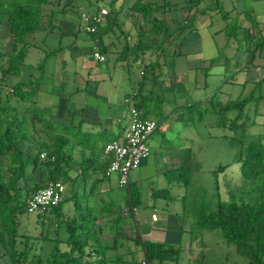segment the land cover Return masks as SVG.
Instances as JSON below:
<instances>
[{
  "label": "trees",
  "instance_id": "1",
  "mask_svg": "<svg viewBox=\"0 0 264 264\" xmlns=\"http://www.w3.org/2000/svg\"><path fill=\"white\" fill-rule=\"evenodd\" d=\"M49 2L0 0V27L7 30L12 46L9 54L0 52V61H4L0 62L2 81L8 73L15 76L20 74V65L30 45L27 36L42 29L44 6ZM182 2L111 0L103 25L92 34L108 33L113 31L115 25L120 26L116 24L117 17L124 11L125 16L133 17L132 26L136 28L137 43L125 44L119 59L124 60L132 54L137 56L140 52L145 72L147 68L153 72L176 51L184 30L195 27L191 14L179 18ZM105 50L104 47L102 51ZM146 52L149 53L145 57ZM3 85L0 82V264L119 262L118 254L114 261L108 250L118 247L119 240L112 231L119 227L123 219L122 208L116 206L111 198L107 201L110 194H102L96 184L90 188L86 184L93 178L92 173H103L106 161L99 160V157L104 155L105 144L118 136H110L105 131L87 132L81 128L75 129L73 125L57 128L45 118L50 115L46 108L32 105L24 88L29 83L15 82L8 86L6 96L3 94ZM13 97L28 104L25 108L18 107L13 103ZM245 103L246 100L229 103L226 108L239 111L232 123L234 129L241 130L239 137L235 138V144L237 161L241 164L247 185L237 190L232 188L229 181L221 185L217 179V187L225 189L231 200H218L213 207L210 205L199 209L197 224L200 228L220 231L224 239L233 243L237 253L246 257L250 264H264V143L260 139L250 142L244 140L243 131L247 124L239 123L238 119L243 116L242 107ZM75 149L80 151L79 178L69 177L75 163L72 154ZM43 152L45 156L42 157ZM218 170L225 172L226 166H220ZM51 180L63 182L65 192L56 206L36 211L44 227L42 235L19 234L18 220L29 212L28 199ZM97 196L104 197L93 204L87 202V198ZM131 201L132 196L126 194L125 205H130ZM68 202L74 207L72 213L62 211L63 204ZM105 236L112 239L110 245ZM39 241L42 242L40 247L45 250V256L38 255L34 262ZM142 244L149 261L156 260L157 264H164L167 260L177 261L179 258V248L158 246L153 241H144Z\"/></svg>",
  "mask_w": 264,
  "mask_h": 264
},
{
  "label": "rangeland",
  "instance_id": "2",
  "mask_svg": "<svg viewBox=\"0 0 264 264\" xmlns=\"http://www.w3.org/2000/svg\"><path fill=\"white\" fill-rule=\"evenodd\" d=\"M50 1V9L46 10V12L50 14V24L48 25V23H46V28H44V24L42 29L30 33L27 36L30 45L28 46L27 54L20 65V75L15 76L8 73L2 81L0 69V82L4 84V87L2 88L4 96H6L8 86H12L17 81H23L29 84L33 82L34 86L27 87L31 103L34 107L40 109H50L51 116L47 118L48 120H56L57 122L65 120L68 118V115H72L71 110H74L78 105L86 106L87 104H97L100 107V112L101 110L106 111L104 108L105 103L102 102L100 96L97 95L96 97L92 94L94 86L97 84L93 77L94 72L87 75L88 69H82L81 63L84 62L85 64H88L85 61L86 58L92 62H96L93 60L92 55L94 44L98 45V47L109 44V49L108 51L106 50L108 53V62L102 63L100 66L103 69L108 68V72L115 82H125V80H128L130 86L132 83H135V81L140 78V70L143 66L140 63L129 61V66H124L123 68L116 61L115 53L121 51L127 43L129 45L137 43L136 28L132 26L133 17L125 16V12H121L117 17L118 22L116 23L120 26L115 25L113 31L106 33V35L95 33L93 34L94 38L91 39V35L79 31L81 13H94L96 12L98 5L106 6L111 0ZM181 15L180 12V14H178L179 18H181ZM65 22L70 24L69 28L66 27ZM42 23H44V19ZM219 24L220 26L223 25L221 20H219ZM212 27H215V25ZM233 31H236V27L230 26L229 32ZM201 33V36L204 39V50L207 51L209 48H212L210 47L212 42L207 35V31L201 30ZM223 35H219V38H217L218 36H215V38L219 39V46L222 47V54H225L228 53V46L227 42L221 41ZM11 47L7 30L5 27H0V52L7 55L10 53ZM148 53L149 52H146L145 56H148ZM139 55L140 52L137 53V56ZM134 56L135 54L131 55L132 58H134ZM0 62L3 63L4 61ZM96 66L97 65H92L93 68H96ZM166 68L167 66L164 67L165 72L163 71V74H166ZM151 71L152 69L147 68L146 72L150 75ZM170 74L171 76L173 75V70H170ZM206 78L207 80H213L212 75L206 76ZM237 79L242 83L243 76L239 75ZM168 84L169 83H167V86ZM76 86H79L80 90L77 91L75 89ZM182 86L185 87V92L183 91L180 93L177 89L172 90L171 86L166 91L163 90L162 93L167 100L173 99L170 97H176L175 99L177 102L179 93L183 95V99L186 98L188 102L195 101L194 99H199L200 102L197 101L199 103H197L198 106H196L197 109L195 108L196 111L193 112V115L200 120L193 121L191 119L190 123L187 124V129L184 130L181 137L176 136V131L173 132L172 130L164 133L160 128H157L147 139L150 153L148 157H146L148 160H152L153 156L159 155L160 160H163L165 156H168V154L166 155V152L170 147L177 148L176 150H178L180 154L179 156H184V153L188 151V153H186V164L184 167L176 172L174 171L171 174H168L170 177H172V175H177V177L180 176L179 186L176 185V182L179 181L175 182L171 179L170 184H164L161 177H158V174L155 172L156 170L152 167L154 165L141 167V172L139 171L138 173L144 181L142 186L137 181V183L140 184L141 206L144 208L149 206V208L155 209L157 214L161 217V221L155 222L158 226L163 223V228L167 225L169 228L176 225L181 227L182 250L180 256L177 261L167 260L164 264H250L246 257L237 253L236 247L233 243L224 239L220 231L206 232L205 230H202L204 228H200L197 224L199 209L210 205L213 207L215 205L214 203L218 200H231L230 195L225 189L217 187V179L221 185L224 181H229L232 188L237 190L243 189L247 185V181L241 172V164L237 161L238 150L235 144V139H233L234 136L240 135V132H238L240 129L238 130L237 128L230 130L234 125L231 123L230 119L237 114V111L231 109L227 110L220 102H218L225 98L222 96L221 92L214 89V86L207 90L204 97H202V90H195L193 85L180 84L179 88H182ZM224 88L227 89V86ZM228 88H232L233 91L227 93L225 96L226 100H246L245 109H243L244 114L238 119L239 123L244 122L247 124V127L244 130V140L249 142L254 139H262L264 142V79L262 76H260V74L256 75L255 80L253 82H248L245 86L238 84L232 85ZM128 89L129 87L127 88V91ZM158 93L159 92L156 91L154 92L153 98L155 101ZM77 98H79V100H77ZM208 98L209 100L212 98V101L207 100ZM12 101L21 108H25V105L28 104L26 102L18 101L15 97H13ZM124 104L127 106L126 103ZM218 105H220L218 113L210 109L213 108V106ZM159 106H161V102L159 103ZM198 109L202 110L201 117H199V113L197 112ZM121 110L122 109L120 108L119 111ZM112 111H115L114 107H112ZM169 111L170 110L167 108L163 113L157 110H152L151 115L149 116L157 120L159 125L163 122H173ZM247 114L249 116H247ZM26 115L27 120H29V115ZM166 115L167 117L165 118L164 116ZM125 116H127V113ZM253 119H255V123L252 122ZM220 120L225 122L229 121L227 122L228 125L223 124L224 127L218 125L215 126L216 121ZM173 127L176 129L178 126L175 128L173 125ZM236 130L238 131L236 132ZM143 160L145 159H142V161ZM219 165L226 166V171L223 172L218 170L220 172L216 174L214 170ZM170 166L168 163H165L160 165V168L165 167L168 169ZM141 178H138L140 182L142 181ZM106 182L111 187L109 193L113 194L115 197L114 200L116 202H114V204L122 208L121 213L122 218H124L125 216H123V214H128L129 211H123L126 208V193L118 185L117 174L113 173L109 179H106ZM150 187L154 188L158 192V195H164L163 193L167 191L172 196H157L152 198L149 189ZM107 201L109 200L107 199ZM67 206L68 203H64L62 211L66 209ZM136 212L138 213L137 208ZM140 215L141 214L139 213V219L141 218ZM126 216L127 217L124 218L126 219V222L135 229L134 232L131 230L132 228L127 230L129 231V237L133 238L138 236V238H141L140 236H144L145 231H147L145 234L149 233V227L146 226V229L144 227L142 229L141 218L139 224L141 233L138 235L139 233L134 224L135 220L128 215ZM148 217L149 219L147 222L151 220L149 212ZM153 220H156V218ZM43 228L42 221L37 218L36 212H27L19 217V234L38 237L42 235ZM144 229L145 231H143ZM107 237L109 236H105V239ZM191 237L193 240L196 238L192 248L193 257L188 253L187 248ZM200 239L207 244V248L202 250L196 246L200 244ZM111 240L110 237L109 240H107L109 245L111 244ZM135 242H133V244L130 242H123L125 245L119 250L121 257L117 263L154 264L155 262L157 264L156 260H147L146 254L142 250L143 244L141 239H139L138 242ZM39 243L40 244L37 245V254H35V258L33 259L34 262L38 255H41L43 258L45 256V250L40 247L42 242L39 241ZM134 246H137L136 250L134 249ZM108 254H114V252L111 251Z\"/></svg>",
  "mask_w": 264,
  "mask_h": 264
},
{
  "label": "crops",
  "instance_id": "3",
  "mask_svg": "<svg viewBox=\"0 0 264 264\" xmlns=\"http://www.w3.org/2000/svg\"><path fill=\"white\" fill-rule=\"evenodd\" d=\"M190 1H192L190 5ZM198 1V2H197ZM197 2V3H194ZM109 4V3H108ZM108 4L104 7H108ZM51 5V1L44 6L43 15H42V21L44 19V23L41 21V26L46 28V23L48 25L50 24L49 21V13L46 12L47 9H50L49 6ZM180 11L182 12L181 18H185L186 15L191 14L194 19V26L193 29H186L183 32L182 40L179 44L178 49L173 52L171 55H169L166 58V62L160 67V68H154L153 72L151 71L150 75H147L145 72V65H143L141 60V55L134 56V58L131 57V55H128V57L124 60L119 59V55L121 51L115 52L116 53V61L124 68V66H129V61H133L135 63H140L143 68L140 70V78L135 81V83H132L130 86L128 84V80L124 81H118L115 82L113 78L110 76L108 72V68L103 69L100 65L102 63L108 62V49L109 44L104 45L102 47H98V45H93V53L95 50H98L100 53H102L105 56V61L100 62L96 60L93 56V60L96 62H92L89 59L86 58V62L88 64H85L84 62L81 63L82 69H88L87 75H90L92 72H94L93 77L95 78L97 84L94 86V91L92 94H94L96 97L97 95L100 96L102 99V102L105 103L104 108L105 110H101L100 107L97 104H91V105H78L74 110H71L72 115H68V118L65 120H61L57 122L56 120H49L53 123H55V126L57 128L65 127L67 125H73V127L81 128L83 131L87 132H93L98 133L100 131H105L108 135L112 136H118L121 137L125 133V131L128 128L131 116L130 111L128 107L124 104L126 96H132V103L137 108L138 113L141 117L152 119L149 115H151L152 110H157L161 113L164 112V110L167 108L170 114V117H172L173 122H163L158 126V129L160 128L162 132L172 131L176 133L177 137H181V135L184 133V130L187 129L188 123H190V120L198 121L200 119H197L195 115H193V112L196 111L195 108L198 106L197 103H199V99H194L195 101H189L184 98L183 95L180 93L185 90V87L182 86V88H179L180 84L183 85H193L195 90H202V97H204L207 93V90H209L210 87L214 86V89H217L218 92L222 93V96H224L225 99H221L220 102L224 108H226V105L229 103H237L238 99L226 100V95L228 92L233 91L232 88H228L232 85H238L241 84L245 86L248 82H253L255 80V76L260 74L262 78L264 79V0H183L181 4ZM99 9V5L97 7L96 12ZM47 17V18H46ZM219 20L222 21V26L219 24ZM66 23V27L69 28L70 24ZM219 24V25H218ZM103 25V24H102ZM101 25V26H102ZM215 27H212L214 26ZM100 26V27H101ZM236 27V31L229 32V28ZM201 30L207 31L208 37L211 39L212 44H210V47L207 51L204 50V39L201 36ZM79 31H83L88 35H91L93 39V34L88 33L83 30L82 28V21L79 26ZM106 35V33H104ZM224 34V35H223ZM219 35H223L221 38V41L227 42L228 46V53L222 54V47H220L219 42ZM215 36H218L215 38ZM106 48L105 51H102L103 48ZM92 53V55H93ZM146 57V56H145ZM257 58V59H256ZM145 61H147V58H145ZM92 65H97L96 68H93ZM166 68V74L162 73L165 72L164 67ZM96 69V70H94ZM170 70H173V77L170 74ZM21 72V71H20ZM20 75V74H19ZM18 75V76H19ZM212 75L213 80H207L206 76ZM243 76L242 83L241 81H238V76ZM226 76V78H225ZM84 81V80H82ZM260 81V80H258ZM17 82H23V81H17ZM167 83L168 86H167ZM215 84V85H214ZM28 86H34L33 82L29 85H26L24 88L27 90ZM172 86V90L177 89L180 91L179 97L177 98L178 102L176 101V97H170L173 99L167 100L162 91L167 90ZM227 86V89L224 87ZM129 87L128 91L127 88ZM75 89L78 91L80 90L79 86H76ZM159 92L158 96L156 97V101L154 100V92ZM190 91V90H187ZM185 92V91H184ZM261 97V96H260ZM231 98V97H230ZM260 99V98H259ZM79 100V98H77ZM209 100V98L207 99ZM199 101V102H197ZM212 101V98L209 100ZM161 102V106H159V103ZM168 102V103H166ZM219 103V104H220ZM168 104V105H167ZM213 105V104H212ZM112 107L115 108V111H112ZM220 105L213 106V108H210L212 111L218 113ZM122 109L119 111V109ZM49 112H51L50 109L46 108ZM197 109V108H196ZM218 109V110H217ZM228 110V108H226ZM242 109H245V105L242 107ZM207 110V109H206ZM231 110L237 111V114L234 115L230 120L231 123L233 122V119L238 116L239 111L235 108H231ZM125 112V113H124ZM199 113V117L202 116V110L198 109L197 111ZM127 113V116H125ZM243 113V110H242ZM50 115L45 118H49ZM244 114V113H243ZM70 116V117H69ZM247 116H249L247 114ZM165 118L167 117L164 116ZM184 117V118H182ZM157 121V120H155ZM192 121V122H193ZM124 122V123H123ZM229 122V121H227ZM225 121H216V125L220 127H224V125H228V123ZM255 123V119L252 121ZM178 123V124H177ZM173 125L176 129H174ZM247 127V125H246ZM245 127V128H246ZM234 127H231L230 130H233ZM245 130V129H244ZM238 130H236L237 132ZM239 130L238 132H240ZM244 132V131H243ZM245 134V132H244ZM110 135V136H111ZM239 135H236L233 137V139L237 138ZM255 140V139H254ZM252 141V140H251ZM262 141V139H261ZM250 142V141H249ZM263 142V141H262ZM264 143V142H263ZM106 145V144H105ZM177 148L170 147L167 149L165 158L163 160H160L159 155L153 156L152 160H148L147 158H144L138 168L133 169L130 172V184L129 189H123L126 194H129V196H132V201L130 202V205H125V210L130 208L131 206L137 208L138 213L133 214L129 211L128 214H123L126 218L130 216L132 219L135 220L136 230L138 231V235L141 233V228L139 226L142 218V229L143 227L146 229V226L150 228V231L148 234H145L144 236H140L141 238H138V236H135L133 238L129 237L127 230H131L134 232L135 229L130 226L126 219H121L119 223V227H115V230L112 232L117 236L119 242L118 247L116 249H109V252H114V254H109V256H112L114 261H116V257L118 254V258L120 259L121 254L119 253V250L122 246H124L125 242H130L133 244V242H138L139 239H141L142 242L144 241H153L158 246L162 247H171V248H179L180 252L182 250L181 243H182V234L180 231L179 226H174L172 228H169L167 225L166 227H162L163 223L158 226L155 224V222L161 221V217L157 214L155 209L144 208L141 206V194H140V184L142 186L143 179L139 175V171L141 172V167H145L148 165H154L152 166L156 171V174H158V177H161L164 184L167 185L170 184V179L176 181H179V177L177 175H172L170 177L168 174H171L172 172H176L184 165L186 164V153L183 152L184 156H179ZM104 151V150H103ZM44 153V152H43ZM79 149H75L73 151V160L75 163L72 165V171L69 174V177H81L80 172V158H79ZM45 154V153H44ZM104 154V153H103ZM162 158V157H161ZM105 160L106 157L104 155H100L99 160ZM83 161V160H82ZM168 163L170 167L160 168V165ZM219 165L214 171H218ZM105 168V167H104ZM158 170V171H157ZM105 169L103 170L102 174L92 173L91 179L87 181V187H92L96 184V188L102 193L107 194L110 192L111 187L106 182V179H109L110 176H105L104 174ZM138 178H141L142 181ZM97 180V181H96ZM118 180V178H117ZM99 181V182H98ZM137 181L140 183L138 184ZM98 182V183H96ZM179 182H176V185L179 186ZM64 184V183H63ZM82 184V183H81ZM104 184V185H102ZM65 185V184H64ZM119 185V184H118ZM120 187V186H119ZM121 188V187H120ZM164 188V187H162ZM150 194L151 197H157V196H165V197H171L172 195L169 192H164V195H158V192L150 187ZM110 194V193H109ZM104 196H97V197H90L87 198L88 203H95L100 198ZM111 198L112 201L116 202L114 200V195L110 194L108 197V200ZM107 202V201H106ZM74 210V207L71 202H68V206L66 209L63 210L64 213H72ZM148 212L150 213L151 220L149 222L148 219ZM139 213L140 219H139ZM155 214V215H154ZM156 220H153L155 219ZM139 220V223H138ZM206 232H215L217 230H207L202 229ZM131 232V231H130ZM114 239V238H113ZM107 240H109V237H107ZM192 237L190 238V243H188V253L191 254L193 257V244L195 243ZM200 244L196 245L200 249L207 248V244L200 239ZM124 242V243H123ZM135 242V243H136ZM111 243V241H110ZM138 246V245H137ZM134 246L135 250L136 247ZM144 247L142 246V250L144 252ZM180 256V255H179ZM118 259V261H119ZM115 263V262H114ZM119 264V263H115Z\"/></svg>",
  "mask_w": 264,
  "mask_h": 264
},
{
  "label": "built area",
  "instance_id": "4",
  "mask_svg": "<svg viewBox=\"0 0 264 264\" xmlns=\"http://www.w3.org/2000/svg\"><path fill=\"white\" fill-rule=\"evenodd\" d=\"M109 12L107 7L99 6L97 12L88 14L81 13L82 28L88 33H94L103 24L105 15ZM93 56L96 60L103 62L105 56L95 50ZM125 103L130 111V122L127 130L121 137H117L107 142L104 147L106 157L105 176L113 173L117 174L118 184L121 188L128 190L130 172L137 168L142 159L148 157L150 148L147 144L148 137L155 131L159 124L157 121L141 118L138 111L133 106L132 96H126ZM41 156H45L44 153ZM65 185L61 181H49L45 187L37 190L28 199V211L36 212L56 206L62 199ZM133 214H137L136 208L129 209Z\"/></svg>",
  "mask_w": 264,
  "mask_h": 264
}]
</instances>
